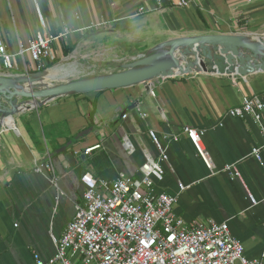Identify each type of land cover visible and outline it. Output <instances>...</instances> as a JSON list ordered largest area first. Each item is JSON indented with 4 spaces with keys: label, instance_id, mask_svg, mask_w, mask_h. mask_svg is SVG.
I'll list each match as a JSON object with an SVG mask.
<instances>
[{
    "label": "crops",
    "instance_id": "0c3cea01",
    "mask_svg": "<svg viewBox=\"0 0 264 264\" xmlns=\"http://www.w3.org/2000/svg\"><path fill=\"white\" fill-rule=\"evenodd\" d=\"M140 3L0 0V33L12 52L18 50L19 40L27 44L38 31L59 33L66 26L74 30L54 43L43 69H37L27 54L10 70L0 60V74L54 70L59 78L116 72L126 61L170 39L216 34L264 38V0H194L187 8L171 4L137 17ZM121 41L136 50H123ZM105 52L109 53L100 58ZM71 58L85 62V71L91 72L82 74L78 66L83 64L69 63ZM104 59L118 68L99 69L95 62ZM254 95L264 99V71L248 75L193 71L147 85L61 96L17 113L0 133V264H35L36 254L52 257L56 252L52 235L63 234L76 205L84 201L82 176L91 173L112 181L123 172L140 177L147 158L159 155L150 129L180 137L170 145L169 160L163 163L165 177L157 182L158 191L178 195L175 213L186 222H228L246 256L264 264V133L252 117L227 114L244 97ZM125 110L126 117H121ZM186 125L206 130L203 144L211 165L183 132ZM82 132L86 134L75 139ZM72 139L67 150L57 153ZM98 144L100 148L85 153ZM254 147L262 148L261 161L252 155ZM48 159L61 195L50 173L35 170ZM231 163L242 171L257 205H252L243 183L223 171Z\"/></svg>",
    "mask_w": 264,
    "mask_h": 264
},
{
    "label": "built area",
    "instance_id": "2783aa9c",
    "mask_svg": "<svg viewBox=\"0 0 264 264\" xmlns=\"http://www.w3.org/2000/svg\"><path fill=\"white\" fill-rule=\"evenodd\" d=\"M194 0H141L134 16H143L171 4L187 8ZM74 30L64 27L59 33L38 31L27 44L19 40L16 52L10 51L0 33V60L6 70L16 67L17 58L28 54L37 65L53 55L56 41L67 38ZM154 94V91H152ZM227 114L234 118L252 117L264 133V99L246 96ZM146 115V114H145ZM126 117V115H124ZM183 132L194 142L198 155L211 165V157L203 144L206 130L190 125ZM149 136L158 150V157H148L140 167L141 176L131 177L121 172L114 180L97 179L93 174L82 176L85 186L83 203L76 205L74 218L63 234L52 235L55 254L47 259L35 255V264H263L262 259H250L242 242L231 232L228 222H186L174 207L178 195L157 190V182L164 179L163 163L169 160V148L179 141V135H159L155 129ZM128 149L133 144L125 138ZM100 144L86 149L89 154ZM261 147H254L252 155L262 160ZM35 170L50 173L58 188L55 167L51 159L38 163ZM223 171L238 178L248 191L252 205L259 201L249 191L237 163L226 164ZM185 189L181 185V190ZM264 256V253H263Z\"/></svg>",
    "mask_w": 264,
    "mask_h": 264
},
{
    "label": "water",
    "instance_id": "95a60500",
    "mask_svg": "<svg viewBox=\"0 0 264 264\" xmlns=\"http://www.w3.org/2000/svg\"><path fill=\"white\" fill-rule=\"evenodd\" d=\"M193 71L227 75L264 71V38H252L245 34H216L170 39L126 61L116 72L84 76L66 74L59 78L54 70L20 75L2 73L0 133L3 126H9L11 118L17 113L43 106L54 98L147 85L158 78L186 75ZM21 97L26 100L20 101ZM84 134L86 132L80 133L75 139ZM73 141L59 148L57 153L67 150Z\"/></svg>",
    "mask_w": 264,
    "mask_h": 264
},
{
    "label": "rangeland",
    "instance_id": "374dc122",
    "mask_svg": "<svg viewBox=\"0 0 264 264\" xmlns=\"http://www.w3.org/2000/svg\"><path fill=\"white\" fill-rule=\"evenodd\" d=\"M121 42H122V46H121V47H122L123 50H126V49H127V50H130V49H132V48H133L134 50H136V48H137L136 46H131L130 44H129V45H126V43H125L124 41H121ZM107 53H109V52H105V54H104L103 56H100V58H105V55H107ZM72 59H73V58L70 59L69 63H70L71 61H72V62H77V61H78V60H76V59H75V60H72ZM77 63H79V64H83V65H80V66L77 65L79 68H82V74H86V73L91 72V71H88V70L85 71V67H84V66L86 65L85 62H77ZM84 64H85V65H84ZM95 64H98V66L101 65V66L99 67V69H103V68H102V67H103L102 65H104V66H108V67H111V68H113V69H114V68H115V69L118 68L117 65H116L117 63H116V64L113 63V64H111V65H108L107 62L105 61V59H104L102 62H95ZM73 65H76V64H73ZM53 67H54V66H53ZM104 68H105V67H104ZM96 71H98V70H96ZM55 188L57 189L56 186H55ZM57 190H58V189H57ZM57 207H58V204H56L55 209H56Z\"/></svg>",
    "mask_w": 264,
    "mask_h": 264
}]
</instances>
